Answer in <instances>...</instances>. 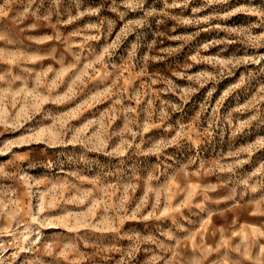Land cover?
Segmentation results:
<instances>
[{
	"label": "rangeland",
	"instance_id": "obj_1",
	"mask_svg": "<svg viewBox=\"0 0 264 264\" xmlns=\"http://www.w3.org/2000/svg\"><path fill=\"white\" fill-rule=\"evenodd\" d=\"M0 264H264V0H0Z\"/></svg>",
	"mask_w": 264,
	"mask_h": 264
}]
</instances>
